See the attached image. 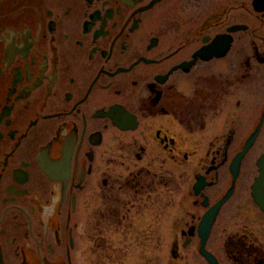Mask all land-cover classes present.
Here are the masks:
<instances>
[{"label":"flooded vegetation","instance_id":"obj_1","mask_svg":"<svg viewBox=\"0 0 264 264\" xmlns=\"http://www.w3.org/2000/svg\"><path fill=\"white\" fill-rule=\"evenodd\" d=\"M258 22L248 0H0V264L135 261L132 214L151 215L179 165L192 166V204L204 210L179 229V247L246 168L261 213L251 194L264 154ZM231 197L205 244L218 264L207 244ZM224 246L232 264H264L248 229Z\"/></svg>","mask_w":264,"mask_h":264},{"label":"rangeland","instance_id":"obj_2","mask_svg":"<svg viewBox=\"0 0 264 264\" xmlns=\"http://www.w3.org/2000/svg\"><path fill=\"white\" fill-rule=\"evenodd\" d=\"M250 1L252 0H248ZM256 25L260 27L259 22ZM263 30L260 27L261 34L264 33ZM262 141L264 142V138ZM258 154L253 153L251 157H257ZM173 172L176 174V180L168 178L167 185L153 193L149 207L151 215L132 214V226L128 225L129 231L135 234L130 236H135L136 239L134 238L132 243L130 258L131 255L136 257L135 261L131 259L128 264H179V253L184 258L182 264H206L198 253V237H193L186 248L179 247V229L186 228L187 223L191 224L192 213L197 214V221L204 211L192 204L193 168L190 164L179 165V170ZM255 175V170L250 172L249 169H244L243 179L239 180L236 192L224 205L213 226L207 248L217 256L220 264H232L224 244L228 235L234 234L240 228L254 233L264 247V214L258 212L249 197L248 186L252 184ZM222 178L224 181L229 179L227 176ZM226 188L227 183H222L214 200L219 198ZM176 240L178 246L175 248ZM123 254L124 258L125 255L128 257V251ZM106 263L105 260L104 264Z\"/></svg>","mask_w":264,"mask_h":264},{"label":"water","instance_id":"obj_3","mask_svg":"<svg viewBox=\"0 0 264 264\" xmlns=\"http://www.w3.org/2000/svg\"><path fill=\"white\" fill-rule=\"evenodd\" d=\"M252 5L256 11L264 12V0H253ZM238 27L239 26H234L231 30L234 31ZM253 138L254 136L248 139L243 151L237 154V156L233 160L232 167H231L233 183H235L236 178L238 176L240 160L245 155L247 150L249 149L251 142L253 141ZM257 165L259 167V175L256 177L255 182L252 186V196H253L254 202L259 206V208L262 211H264V154L259 158ZM203 185L204 183L198 179V182L194 186L195 194L199 193V190L203 188ZM232 193H233V187H231V189L228 190V192L225 194V196L220 201H218L215 205L210 207L205 212L198 226L197 232L200 238L199 253L205 258V260L209 264H218V261L213 254H211L210 252L206 250L205 244L209 236L213 222L221 206L230 198ZM203 204L206 206L207 201L205 200Z\"/></svg>","mask_w":264,"mask_h":264},{"label":"bare ground","instance_id":"obj_4","mask_svg":"<svg viewBox=\"0 0 264 264\" xmlns=\"http://www.w3.org/2000/svg\"><path fill=\"white\" fill-rule=\"evenodd\" d=\"M264 213V212H263Z\"/></svg>","mask_w":264,"mask_h":264}]
</instances>
